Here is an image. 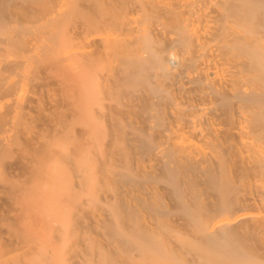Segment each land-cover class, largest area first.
Returning a JSON list of instances; mask_svg holds the SVG:
<instances>
[{
    "label": "bare ground",
    "instance_id": "1",
    "mask_svg": "<svg viewBox=\"0 0 264 264\" xmlns=\"http://www.w3.org/2000/svg\"><path fill=\"white\" fill-rule=\"evenodd\" d=\"M21 1L0 264H264V0Z\"/></svg>",
    "mask_w": 264,
    "mask_h": 264
},
{
    "label": "rangeland",
    "instance_id": "2",
    "mask_svg": "<svg viewBox=\"0 0 264 264\" xmlns=\"http://www.w3.org/2000/svg\"><path fill=\"white\" fill-rule=\"evenodd\" d=\"M59 3L60 2H57L56 0H44V1H41V6L45 9H47V8L50 9V7H53ZM8 16L14 17L15 20L13 22H8V19H7ZM40 17H43V16H37L34 8L32 6H30L29 3H24L21 0H4L3 1V3L0 5V39L6 40L8 38V35L15 37L14 42L12 44H10V46H8V48L6 50H4L5 51L4 56L6 58L20 59L23 57H27L30 54L36 52V51L33 52V47H34L33 41H34V39H36L39 36L41 29L46 24V21L39 19ZM1 55H0V57L3 56V55L2 56ZM5 57H3V59ZM6 65L7 64H5V66ZM5 66H4V68L7 69L8 66L7 67H5ZM5 71H6V73H9L7 70H5ZM9 74H7V75H9ZM10 75L8 78L3 79L0 82V106L2 107V105H5L6 103H10L11 104L10 106H12V104H13V106H12L13 108L10 106H9L10 108H8L9 109L8 111H11V112L4 110L5 112L3 111V113H4L3 114L1 109L4 106L2 108H0L1 116L6 115L5 117H2L3 124L0 123V124H2L1 125L2 127L0 126V186L2 185L1 186L2 188L0 187L1 188L0 190L3 191L5 194L7 192L5 190L6 189L5 185L7 184V181H9L8 183H13L11 179L15 178L16 183L19 184L23 180V179L21 180V178H23V176L22 177L20 176L21 178H19L21 181L18 179V181H20L19 183L17 182L16 178H18V175H24L22 170H20V171L23 174H19L20 171L18 170L19 172H17L16 170L19 167V165H17V162H18L19 156L22 154L21 150H25V148H26L25 145L27 144V141L25 140L26 141L25 144L19 143V145H22V146H19L17 142L15 144L12 143L13 139L17 137L16 141H19L18 137L20 135L21 136L25 135L26 132H24V134H23L22 127L26 125V121L28 119V116H30V120H32V121H27V122H29L28 126L30 127L31 130H33L34 132L35 131L39 132V130H41V128H42V125H41V122L39 120V116H38L37 111H35L31 108L25 107L24 109H27L28 111L24 110V109L23 110H24V113L26 111L28 112V116H27V114H24V113L20 114L18 116L16 115L17 111H19L21 113L23 112L22 110H18V107L16 108V106H18L17 103H18V99L20 98V96H17V94H19L18 89L21 88V85L25 81V80L23 81V79H25V78H23V76H21V74L19 72L17 74H14V75L12 73ZM17 91H18V93H17ZM22 96H23V94H22ZM6 106H8V104L5 105V107H4L5 109H6ZM15 109H17V111ZM9 113L13 116H11ZM8 115H10V117ZM15 116L17 118H20V117H22V118L20 120H18ZM6 117H8L10 119H8V118L6 119ZM5 120H6V123H5ZM15 120H16V122L18 121L17 122V127L19 128L18 131H17V129H15V126H16V125H14V124H16L15 122H8V121H15ZM19 121L21 122L20 124H22V127L20 124H18ZM0 122H2L1 119H0ZM23 123H24V125H23ZM36 125H38V126H36ZM26 136H27V134H26ZM25 139H27V138H25ZM11 140H12L11 143L13 144V146L14 145H16L17 147L19 146V148H20L19 151L21 153H19L18 148L14 147V148H16V151L14 148H12L13 146L10 143ZM20 140H21V138H20ZM14 141H15V139H14ZM23 141H24V139H23ZM7 150H10V152ZM30 150L33 151V148H30ZM17 151L19 154L17 153ZM15 160H17V161H15ZM10 161H12L11 164H10ZM14 166H17V167H14ZM20 168L21 167H19V169ZM12 169H14V171ZM11 172H13L14 174L13 175L10 174ZM15 172H17V174H16L17 176L15 175ZM26 177L27 176L25 175L24 178L26 179ZM25 179L22 181V183L24 181H29L28 178H27V180H25ZM15 181H14V183H15ZM13 184L11 185V188H13L15 186ZM7 186H8V184H7ZM3 187H5V189ZM9 188H10V185H9ZM9 188L7 187V189H9ZM14 189H15V187H14ZM15 190L19 194L18 188ZM1 191H0V193H1L0 196H5ZM3 199H4V197H0V210H1V208H3L2 210H4L5 212L1 211L0 213H1V215H3L4 213L5 214L3 216L0 215L1 216L0 225L2 224V227L3 226L5 227L8 223L9 224L10 223L14 224V222L16 223V221H15L16 218L14 216H17V214L15 215V213H17V211H19V208L17 210V207L19 205L17 204L18 206L16 207V212L14 210L15 213L12 215L13 216L12 217L11 212H9V211H11V208L13 207L12 205L16 204V202L12 201L11 203H13V204L11 205V203L8 202L6 196H5V199L7 200L6 203H5V201H3ZM14 206H16V205H14ZM2 222H8V223L3 225ZM2 235H4V234H2ZM0 241H1V238H0Z\"/></svg>",
    "mask_w": 264,
    "mask_h": 264
}]
</instances>
